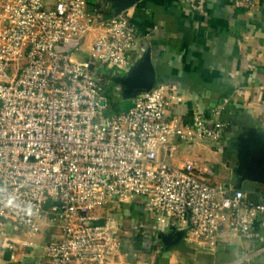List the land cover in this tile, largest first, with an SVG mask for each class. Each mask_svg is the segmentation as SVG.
<instances>
[{"label": "built area", "instance_id": "1", "mask_svg": "<svg viewBox=\"0 0 264 264\" xmlns=\"http://www.w3.org/2000/svg\"><path fill=\"white\" fill-rule=\"evenodd\" d=\"M183 1L200 13L209 4ZM139 32L128 11L97 19L89 0H0V257L22 261L44 243L49 264H149L127 255L111 201L142 205L208 249L245 243L237 264L264 255V203L212 182L209 166L172 160L180 141L219 140L223 121L200 109L187 118L163 83L110 112L104 74L132 64Z\"/></svg>", "mask_w": 264, "mask_h": 264}, {"label": "crops", "instance_id": "2", "mask_svg": "<svg viewBox=\"0 0 264 264\" xmlns=\"http://www.w3.org/2000/svg\"><path fill=\"white\" fill-rule=\"evenodd\" d=\"M89 2L97 19L128 11L140 31L132 63L136 66L150 53L156 84H166L184 99L178 112L190 119L200 109L211 122L225 123L217 141L196 146L180 141L172 160L191 159L209 166L212 182L242 188L264 203V180L256 178L257 170L264 173V164L251 165L252 155L264 160V0H258L255 14L236 7L233 0H209L203 13L194 12L183 0ZM114 84L110 86L117 92L116 99L122 106L130 104L117 90L120 83ZM107 92L112 99L113 90ZM214 107L220 108L219 114ZM104 211L121 222L128 238L139 231L146 236L141 249L129 240L126 249L128 256L149 264H237L245 244L227 241L212 250L183 234L178 245L167 248L158 245V236L175 230L169 229L175 223L158 230L147 208L130 202L111 201ZM49 263L44 243L26 251L22 261H12L8 253L0 257V264ZM256 263L264 264V255L257 256Z\"/></svg>", "mask_w": 264, "mask_h": 264}, {"label": "water", "instance_id": "3", "mask_svg": "<svg viewBox=\"0 0 264 264\" xmlns=\"http://www.w3.org/2000/svg\"><path fill=\"white\" fill-rule=\"evenodd\" d=\"M134 63V62H133ZM131 64L127 69H125V74H123L118 82L125 89V92H122V95L130 100L136 99L141 94L150 90L156 84V71L153 65V62L150 57V53L146 55V57L137 62L136 66ZM134 65V66H133ZM108 80V79H107ZM251 165H263L264 160L252 155L251 157ZM258 174L256 175L257 179L264 180V173L261 170H257ZM169 229L175 230H166L163 233H160L162 239H164L165 246L167 248L178 244L183 234L185 233V229L180 226L172 225Z\"/></svg>", "mask_w": 264, "mask_h": 264}, {"label": "trees", "instance_id": "4", "mask_svg": "<svg viewBox=\"0 0 264 264\" xmlns=\"http://www.w3.org/2000/svg\"><path fill=\"white\" fill-rule=\"evenodd\" d=\"M107 70L110 71V69H107ZM104 76H106V74H104ZM104 83L106 85V88L109 91H112V89H114V87L110 86V83L109 82L104 81ZM113 96H112L113 98H112V104H111V107H110V112H117V111L124 110L126 107L124 108L122 106V104H120L119 100L116 99L117 92L115 90L113 92ZM145 239H146V236L143 235V233H141L139 231V233H136L133 237H130L129 238V241H131L136 248L138 247L139 249H141L143 247L142 244L144 243Z\"/></svg>", "mask_w": 264, "mask_h": 264}, {"label": "rangeland", "instance_id": "5", "mask_svg": "<svg viewBox=\"0 0 264 264\" xmlns=\"http://www.w3.org/2000/svg\"><path fill=\"white\" fill-rule=\"evenodd\" d=\"M91 38V36H89L88 37V41H89V39ZM112 71H110V73L108 74V73H105L106 74V76H104V78L105 77H110V85H113L114 84V82H117L116 80H118L123 74H125V70L124 69H114V72L113 73H111ZM115 85V84H114ZM121 85V84H120ZM113 90V92H114V89H112ZM117 90H119V91H121V92H125V89L123 88V87H119ZM116 91V90H115ZM134 100V99H133ZM128 102L131 104V100H128ZM130 104H128L127 106H129ZM123 105V104H122ZM125 106L126 105H124L123 107L125 108ZM126 106V107H127ZM118 203H120V202H118ZM148 213H149V217L151 218V219H153V220H156V218H155V216H154V214H153V212L152 211H147ZM155 227H156V229H158V230H162L163 229V227L157 222V220H156V225H155ZM23 231V230H22ZM148 234V233H147ZM159 246L160 245H162V246H164V244L160 241V243L158 244ZM178 245V244H177ZM172 247V246H171ZM165 248V247H164ZM71 264H94V263H91V262H88V263H85V262H78V261H73Z\"/></svg>", "mask_w": 264, "mask_h": 264}, {"label": "clouds", "instance_id": "6", "mask_svg": "<svg viewBox=\"0 0 264 264\" xmlns=\"http://www.w3.org/2000/svg\"><path fill=\"white\" fill-rule=\"evenodd\" d=\"M14 205V201L12 199H9L7 201L6 207H12ZM24 212L26 215L30 216L32 214V208L31 206H28L24 209Z\"/></svg>", "mask_w": 264, "mask_h": 264}, {"label": "flooded vegetation", "instance_id": "7", "mask_svg": "<svg viewBox=\"0 0 264 264\" xmlns=\"http://www.w3.org/2000/svg\"><path fill=\"white\" fill-rule=\"evenodd\" d=\"M158 240H160L163 244H165L164 239H162L161 236H158Z\"/></svg>", "mask_w": 264, "mask_h": 264}]
</instances>
